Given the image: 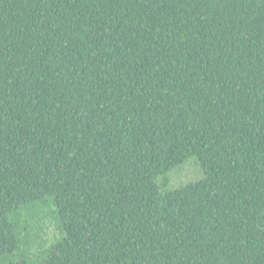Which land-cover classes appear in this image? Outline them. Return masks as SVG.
Here are the masks:
<instances>
[{
  "label": "trees",
  "instance_id": "trees-1",
  "mask_svg": "<svg viewBox=\"0 0 264 264\" xmlns=\"http://www.w3.org/2000/svg\"><path fill=\"white\" fill-rule=\"evenodd\" d=\"M0 264H264V0H0Z\"/></svg>",
  "mask_w": 264,
  "mask_h": 264
},
{
  "label": "rangeland",
  "instance_id": "rangeland-1",
  "mask_svg": "<svg viewBox=\"0 0 264 264\" xmlns=\"http://www.w3.org/2000/svg\"><path fill=\"white\" fill-rule=\"evenodd\" d=\"M205 172L203 170V167L197 157L190 158L184 165L175 167L170 173L167 174L168 189H174L181 187L187 183L198 181L202 178H204ZM163 180V177H160L158 179V182L161 183ZM43 227L49 234V237L51 236V239L49 238V241H45L47 236L44 235V232L42 233L40 237V247L44 248L47 247L52 241L55 240V237H59L62 235L61 230L58 228V225L56 222H53L50 216H47L45 221L42 222ZM35 225V223H34ZM40 228L38 227V230Z\"/></svg>",
  "mask_w": 264,
  "mask_h": 264
}]
</instances>
